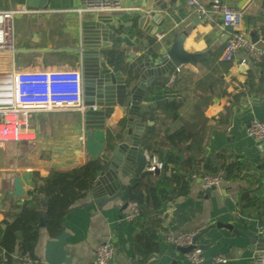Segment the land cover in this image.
I'll return each instance as SVG.
<instances>
[{"label":"crops","instance_id":"1","mask_svg":"<svg viewBox=\"0 0 264 264\" xmlns=\"http://www.w3.org/2000/svg\"><path fill=\"white\" fill-rule=\"evenodd\" d=\"M203 1L210 3L213 0ZM122 2L128 10L116 13L122 23L137 29L140 14L147 11L137 4L144 1ZM161 2L167 4V9L159 13L164 19L158 24L162 33L156 36L143 33V38H135L134 41L138 42L137 56L144 51L142 42H147L149 50L160 43L159 49L166 52L172 39L183 33L186 34L183 42L186 52L208 53L209 56L197 66H181L180 72L175 68L148 89L144 102L163 103L147 112L142 120L145 124L142 146L143 138L151 127L157 126L162 136L166 129L175 131L188 120L187 114H191V109L197 107L208 120L206 152L213 155L225 150L245 157L249 162L248 172L261 179L260 188L253 195L263 198L264 149L258 148L247 128L253 120L264 123V63L240 65L243 59H248L244 52L233 61H222L226 38L215 24L205 23L199 18L188 6V0L158 1ZM223 3L244 10L243 25L251 39L252 35L258 36L260 30L264 32V0H223ZM43 4L47 6L42 8ZM24 7L34 13L16 16V52L0 56V71L81 70V23L96 14L78 13L82 0H0V11ZM251 64L258 68L257 72L249 69ZM173 74L178 75V84L161 85V82L172 79ZM249 79L254 84L251 89L245 86ZM241 92L243 95L237 100L235 94ZM172 104L182 105L180 116L174 120L165 116ZM84 111L83 107L75 111L34 113L29 118L35 132L34 140L0 144V223L12 214L16 202L23 203L29 198V187L23 182L19 187L15 186V180L21 174L31 173L34 181V173L46 176L57 170H71L91 158L85 150ZM106 111L105 134L109 139L120 133L126 111L120 107ZM167 141L176 145L178 138L170 137ZM164 150L168 151L170 147ZM137 182L133 176L120 178L124 195ZM247 186L245 180L223 181L206 189L200 179L194 180L189 195L167 207L163 215V235L170 240L180 232H197V244L203 248L205 264H212L211 258L215 256L225 257V264H255V255L264 250V238L258 233V227L264 223L254 216L241 217L238 214V198ZM16 192L20 194L18 197L14 194ZM91 201L89 193L76 202L61 221V235H65L63 250L66 258H70V264H92L96 249L103 242H111L115 249L110 264H136L135 237L139 228L134 222L123 220L126 209L122 208L127 198L108 203L101 209L90 204ZM220 223L250 232L258 239L237 236L224 227H218ZM55 241L57 238H52L46 228H40L34 250L40 264H46L47 247ZM18 257L17 253L13 255L12 264H19ZM143 264L193 263L172 244L166 252Z\"/></svg>","mask_w":264,"mask_h":264},{"label":"water","instance_id":"2","mask_svg":"<svg viewBox=\"0 0 264 264\" xmlns=\"http://www.w3.org/2000/svg\"><path fill=\"white\" fill-rule=\"evenodd\" d=\"M143 1V4L140 3L137 6H143L147 11L140 14L137 29L122 23L116 12L96 14L81 23L79 42L84 80L85 150L94 160L108 153L105 164L90 192L92 198L90 204H94L98 209L123 198L128 199L123 205V210L127 209L130 202H143L140 195L133 194L134 186L128 188L124 195L120 178L133 176L141 182L146 176L161 173L158 168L151 169L143 149L142 137L145 124L142 120L147 112L154 110L163 102L147 104L144 102L146 93L157 79L166 76L175 68L185 65L197 66L209 56L208 53L186 52L183 48L186 34L183 33L172 39L171 46L166 52L159 49L160 43L154 50H149L147 42H142L144 51L138 57L136 54L138 42L134 39L143 38V33L150 36L161 34L162 30L158 28V24L164 19L159 13L167 9L165 2ZM46 6L47 4H43L42 8ZM252 40L256 42L257 36L252 35ZM249 69L258 71V68L252 64L249 65ZM115 107L125 109L124 124L119 134H114L108 139L105 134V121L108 114L106 109ZM21 182L31 191L36 189L37 194L44 193V184L41 182L35 187L29 172L21 174V177L15 180V186L19 187ZM14 194L20 195L17 192ZM46 215L47 203L42 198L40 228L46 227ZM217 226L224 227L237 236L258 239L252 233L238 230L232 225L220 223ZM17 236L20 238L22 234L18 233ZM198 240L199 235L195 237L194 243L197 244ZM64 243L65 235H60L57 241L48 245L46 264H70L71 260L66 258L63 250ZM199 247L203 249L202 246ZM177 249L187 254L192 248L177 247ZM261 251L255 255V264H259L261 256H264V250Z\"/></svg>","mask_w":264,"mask_h":264},{"label":"trees","instance_id":"3","mask_svg":"<svg viewBox=\"0 0 264 264\" xmlns=\"http://www.w3.org/2000/svg\"><path fill=\"white\" fill-rule=\"evenodd\" d=\"M177 77V74H173L172 79L161 82V85L169 87L173 85L171 83L178 84ZM262 83L264 84L263 81ZM253 85L250 79L245 84L250 89ZM242 95V92L235 94V98L238 100ZM181 107L182 105L177 104L170 105L166 118H178ZM202 113L201 109L194 107L191 114H187L188 120L182 122L175 131L166 129L162 136L158 127L153 126L143 138L144 150L151 158L161 162L163 169L160 174L150 175L137 182L132 189L133 194L140 195L143 200L142 203L132 202L137 203L140 210L139 217L134 221L139 228L135 237L136 264H143L151 257L163 254L172 245L163 235V215L169 204L189 195L194 174L200 178L221 174L223 181L245 180L248 186L240 192L238 214L241 217L254 216L264 223V197L253 195L260 188V177L248 172L249 162L241 155L225 150L213 155L206 152L209 126ZM170 137L178 138L176 145L167 141ZM167 146L170 147L168 151L164 150ZM107 155L106 152L101 158H90L84 165L71 170H57L46 176L33 174L35 187L42 182L45 186L44 193L40 195L36 189L32 190L29 198L23 203L16 202L12 214L0 223V248L7 258V264H12L15 253L20 257L30 253L36 259L34 250L39 241L42 198L47 203L45 228L52 238L61 235L62 219L76 202L91 192ZM18 233L22 234L20 238Z\"/></svg>","mask_w":264,"mask_h":264},{"label":"built area","instance_id":"4","mask_svg":"<svg viewBox=\"0 0 264 264\" xmlns=\"http://www.w3.org/2000/svg\"><path fill=\"white\" fill-rule=\"evenodd\" d=\"M188 6L205 23L215 24L226 38V45L221 60L230 62L240 53H245L248 59H243L240 65L247 66L264 63V32L259 31L257 41L253 42L247 34L244 25V10L231 8L223 0L205 2L203 0H188ZM128 10L122 0H82V8L78 13H113ZM131 10V9H130ZM34 11L21 8L0 11V56L14 55L15 35L14 20L17 15L30 14ZM180 72V68H177ZM84 107V80L82 70L58 71H0V144L19 143L34 140L29 118L34 113H51L75 111ZM248 134L253 137L262 151L264 149V123L253 120L247 128ZM151 169H163V164L156 158H148ZM193 180L200 179L206 189L218 186L223 182L221 174L206 175L202 178L192 176ZM140 215L137 203L128 205L123 220L134 222ZM259 235L264 238V225L258 227ZM197 232H180L170 238L176 247L192 248L186 254L193 264H205L203 250L194 243ZM115 254L111 242L101 243L95 253L92 264H110ZM19 264H40L30 253L18 258ZM212 264H225L227 259L221 256L211 258ZM4 252L0 250V264H7ZM264 264V256L260 263Z\"/></svg>","mask_w":264,"mask_h":264}]
</instances>
